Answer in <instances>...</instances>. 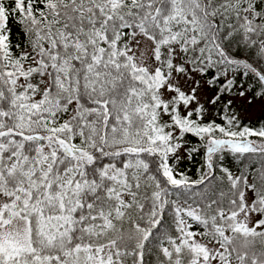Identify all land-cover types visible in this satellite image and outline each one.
Returning <instances> with one entry per match:
<instances>
[{
    "label": "snow or ice",
    "instance_id": "1",
    "mask_svg": "<svg viewBox=\"0 0 264 264\" xmlns=\"http://www.w3.org/2000/svg\"><path fill=\"white\" fill-rule=\"evenodd\" d=\"M257 95L264 108V0H0V264H143L168 186L204 181L169 162L199 151L189 137L209 169L264 153L248 139L264 127L240 128ZM227 180L228 209L176 207L160 264H264V178Z\"/></svg>",
    "mask_w": 264,
    "mask_h": 264
},
{
    "label": "trees",
    "instance_id": "2",
    "mask_svg": "<svg viewBox=\"0 0 264 264\" xmlns=\"http://www.w3.org/2000/svg\"><path fill=\"white\" fill-rule=\"evenodd\" d=\"M12 27L13 36L18 39L20 37L19 25L13 23ZM244 55H247V53H244ZM236 79L238 81V87H247L249 89V93H251L253 89L259 93L260 89L257 87L254 78L238 75ZM255 101H261L259 95H257ZM213 119H215L216 123H224L215 115V113H213ZM245 125L254 129L264 127V108L263 114L257 118H242L240 128ZM189 139L192 143L187 147L194 146L199 148V151L192 152L190 158L188 153L185 152L184 158L179 162H176L172 158H170L169 162L176 169V171L187 175L191 181L198 182L202 176L204 177V181L203 183H196L194 186L187 189H175L168 186L169 192L164 197L168 201V204L165 206L163 214L160 217V224L152 230L153 235L145 242L143 250V264H160L163 259L161 247H169V237L175 239L179 236V233L176 231V207L184 205L191 209H195L198 213H201V210H203L201 214L211 215L213 214L212 210L207 208V204L212 200H219L221 207L225 209L230 207L229 196L231 193L230 185L227 180L228 172H230L234 177L245 176L250 183H255L257 185H259L262 178H264V153L259 151L244 154L232 153L230 151L216 153L212 158L213 167L209 169L207 166L208 158L206 152L200 145L198 138L189 137ZM248 139L254 141L255 144L264 143V141H261L259 137H249ZM120 159L121 158H117L116 162L118 166L122 167L119 163ZM123 159L126 160L127 157H124ZM147 159L154 160L155 157H148ZM151 167L152 165H150V169ZM131 171H133V169H129V172ZM159 178L161 180L164 179L162 176H159ZM151 191L152 189L148 190L149 194ZM141 202H146L143 197L141 198ZM215 208L216 205L213 204L212 209L214 210ZM182 210L186 212L185 209ZM184 219L191 225V228L189 229L190 231L196 233L205 231L204 226L199 224L197 221L192 220L186 215L184 216ZM134 221H139L138 213H133L131 218H125L123 221H114L117 226V230L110 233V235L115 237L120 233H127L132 228ZM140 222L143 223V221ZM228 234L230 235L231 233ZM196 239L204 242V238L199 235ZM257 247L259 248L258 242ZM134 259H138V257H134L131 254V251H129V254L125 257V264H133ZM233 264H237V262L234 260Z\"/></svg>",
    "mask_w": 264,
    "mask_h": 264
},
{
    "label": "rangeland",
    "instance_id": "3",
    "mask_svg": "<svg viewBox=\"0 0 264 264\" xmlns=\"http://www.w3.org/2000/svg\"><path fill=\"white\" fill-rule=\"evenodd\" d=\"M248 114L243 116V119H254L263 114V108L261 107V101H254L252 105L247 106ZM186 211L191 209L187 206L180 205L178 206ZM202 242V241H201Z\"/></svg>",
    "mask_w": 264,
    "mask_h": 264
}]
</instances>
